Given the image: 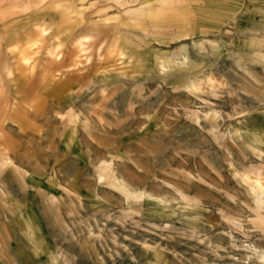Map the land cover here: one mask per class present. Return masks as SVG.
Listing matches in <instances>:
<instances>
[{
  "label": "rangeland",
  "instance_id": "1",
  "mask_svg": "<svg viewBox=\"0 0 264 264\" xmlns=\"http://www.w3.org/2000/svg\"><path fill=\"white\" fill-rule=\"evenodd\" d=\"M180 1L30 0L23 84L0 25V264H264V56L152 43Z\"/></svg>",
  "mask_w": 264,
  "mask_h": 264
},
{
  "label": "crops",
  "instance_id": "2",
  "mask_svg": "<svg viewBox=\"0 0 264 264\" xmlns=\"http://www.w3.org/2000/svg\"><path fill=\"white\" fill-rule=\"evenodd\" d=\"M29 3L30 0H0V25L15 26L21 35L17 40H9L6 47L12 49L7 55L12 59L7 67L8 72L19 75L22 84L32 64L28 44L30 34L28 38L25 30L31 25H43L40 18L46 17L41 7L22 12L21 8L27 7ZM169 4L150 15L152 21L158 18L168 22L162 25L167 27L166 30H152V43L164 47L202 39L211 49L204 56H264V0H183ZM80 13L74 3H65L59 15L60 19L69 21L77 19ZM13 34L15 36V32ZM8 37L2 41L5 42ZM183 52L187 54L185 49Z\"/></svg>",
  "mask_w": 264,
  "mask_h": 264
},
{
  "label": "bare ground",
  "instance_id": "3",
  "mask_svg": "<svg viewBox=\"0 0 264 264\" xmlns=\"http://www.w3.org/2000/svg\"><path fill=\"white\" fill-rule=\"evenodd\" d=\"M193 86H196L195 84H193ZM243 118V117H242ZM241 122V121H240ZM241 126V125H240ZM248 127L251 128V124L250 125H247ZM253 127V126H252ZM248 136L252 137L253 140L257 143H259L260 145H263L264 146V142L261 138H259L257 135H252V134H249ZM263 155V153H262ZM263 157V156H262ZM258 171V169H256ZM236 176L240 179L243 180V177L241 176V174H239L238 172L235 173ZM118 188H120L126 196H129L130 194L133 195L134 199H138V198H141V197H146V198H149V195H147L145 192H142V191H133L132 192V189L130 187L127 186L126 183L124 182H119V184H116L114 183ZM116 187V188H117ZM248 192L250 193V195L256 200V203L258 204V206L260 208L264 207V185L262 184V181L260 178H252V183H250V187L247 188ZM158 202L160 204H169L170 206H179L177 203H175L174 201H168L166 199H159ZM178 208L176 209H172L173 212L175 213H183V211H178L177 210ZM206 213V212H205ZM200 214V213H199ZM199 214L197 213H193V214H189L188 217L190 219H198L199 218ZM32 223L29 221V226L31 225ZM260 256L262 257V261L264 260V251L261 250V253H260ZM264 263V262H262Z\"/></svg>",
  "mask_w": 264,
  "mask_h": 264
}]
</instances>
